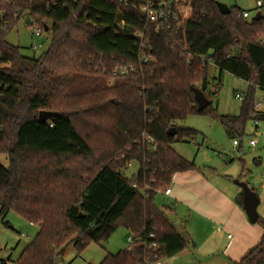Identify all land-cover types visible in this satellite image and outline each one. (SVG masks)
<instances>
[{
    "label": "trees",
    "instance_id": "16d2710c",
    "mask_svg": "<svg viewBox=\"0 0 264 264\" xmlns=\"http://www.w3.org/2000/svg\"><path fill=\"white\" fill-rule=\"evenodd\" d=\"M218 1L185 0L188 18L157 34L119 0H0V154L8 159L0 163V224L13 211L38 226L15 264H55L61 248L80 253L117 226L139 244L99 264H155L193 246L185 223L179 232L168 217L174 207L155 204L176 173L195 170L171 144L196 131L176 122L207 115L241 136L247 120L264 121L254 109L255 91H264V19H243L237 7L222 15ZM25 15L51 35L38 58L6 41ZM135 31L144 32L147 65L138 61ZM207 60L218 81L227 72L248 83L237 116L217 114L210 101L197 111L193 89L211 84ZM128 63L133 74L112 76ZM40 112L53 115L40 121ZM128 164L137 167L131 178L122 174ZM241 198L240 191V207ZM261 225L257 245L232 264H264Z\"/></svg>",
    "mask_w": 264,
    "mask_h": 264
},
{
    "label": "rangeland",
    "instance_id": "374dc122",
    "mask_svg": "<svg viewBox=\"0 0 264 264\" xmlns=\"http://www.w3.org/2000/svg\"><path fill=\"white\" fill-rule=\"evenodd\" d=\"M219 1L225 3L229 8L252 10L256 0ZM35 29L31 25L30 17L25 15L7 33L6 41L12 46L19 47L23 56L38 58L48 49L51 35L42 32L41 36H35ZM34 45H36L35 49ZM207 64V74L211 84L204 95L210 101V107L215 109L219 115L237 116L245 98L248 83L227 72H223L218 81L219 72L214 67L212 60H207ZM214 84L215 92L212 94L211 90ZM200 87L201 85L197 84V88ZM235 93L241 94L242 98H235ZM263 98L264 91L257 89L254 94V103L261 102ZM257 111L264 114V102L261 103ZM255 121L253 119L246 121L241 136L228 135L217 120L207 115H189L184 120L176 122L180 128L196 131V135L187 141L173 142L171 147L184 159L193 161L195 166L193 172L203 177V181L210 188H216V191L222 193H231V191L240 190L234 181L246 182L250 188L254 189L259 199L257 212L260 220L251 224L244 215L246 225L241 231V228L234 230L224 225L225 221L211 220L210 218L211 225L207 227L206 231H210L212 234V241L209 243L215 242L218 247L213 256H217L219 260L220 256L228 249L231 238L235 239V236L239 234L246 236L248 229L262 230L261 219H264V121L257 120V124ZM250 140L254 141L253 146L249 145ZM233 141H236L237 145H234ZM0 163L5 167L8 165L6 155L0 154ZM136 171L137 167L130 165L122 170V174L126 178H131ZM174 182L175 179L172 178L171 188L174 186ZM155 204L160 208L172 205L174 211L168 214L170 221L179 232L182 231L185 223V230L195 244L194 247L189 246L179 254L164 259L162 262L165 264H206L203 260V253H205L204 247L207 246V242L202 240L203 230L198 231L200 217L197 215L199 212L196 207L175 199L173 195L165 196L161 193L156 195ZM223 214L220 212L216 214V217ZM4 221L7 224H0V260H9L6 264H15V260L23 248L34 238L38 226L26 221L13 211L7 214ZM128 236L130 234L124 227L117 226L106 242L89 243L80 253H77L72 244H69L64 252L56 258L55 264H99L107 254H116L118 251L126 249ZM214 260L211 264L216 263Z\"/></svg>",
    "mask_w": 264,
    "mask_h": 264
},
{
    "label": "crops",
    "instance_id": "0c3cea01",
    "mask_svg": "<svg viewBox=\"0 0 264 264\" xmlns=\"http://www.w3.org/2000/svg\"><path fill=\"white\" fill-rule=\"evenodd\" d=\"M172 178L175 179V182L174 186L169 188L170 194L168 196L173 195L177 200L188 203V205L192 204L199 212V214H197L200 217L198 231L201 232L203 230L202 240L203 242H207V246L204 247L205 253H203V260L206 264H211L213 259L216 261L215 264H232L233 262L239 261L251 248L257 245L261 238L262 230L248 229L247 233V230L245 231L246 236L239 234L235 236V239L231 238L229 240L230 245L228 249L225 250V253L220 256V260L217 256H213V253L217 252L216 248L218 247H216L215 242L209 243V241H212V234L210 231H206V229L211 225L209 221L210 218L211 220L225 221L224 225L234 230L241 228V231L245 228V213L242 207L236 202L241 190H234L233 192L231 191V193L218 192L216 188H210V186L203 181V177L193 171L176 173ZM252 190L254 191V189ZM220 212L224 214L220 217H216V214ZM227 237H229V235H227ZM194 245L195 244H193V247Z\"/></svg>",
    "mask_w": 264,
    "mask_h": 264
},
{
    "label": "built area",
    "instance_id": "2783aa9c",
    "mask_svg": "<svg viewBox=\"0 0 264 264\" xmlns=\"http://www.w3.org/2000/svg\"><path fill=\"white\" fill-rule=\"evenodd\" d=\"M124 5H131L133 8L137 9L139 15L146 20L147 23L153 26L154 32L157 34H169L173 30V25H176L175 28H179L181 22L186 20L190 15V7L185 0H119ZM259 13V19H264V0H256L255 6L252 10L240 9L238 16L243 19H253V17ZM35 36H41L40 29L36 28L34 30ZM144 32L135 31L133 36L139 42V48L143 50L142 54L138 56V61L141 65H147L149 62H152L153 58L150 53L144 52L148 49L147 45H144L143 41ZM263 42V41H262ZM36 48V45L33 46ZM136 71V64L128 63L124 65H118L114 68L112 72L113 77H121L127 74H133ZM214 87V85H213ZM214 94V88L211 90ZM235 98L241 99V94L235 93ZM264 102V98L261 102L254 104V109L258 110L261 103ZM255 124L257 122L255 121ZM147 141L151 144L152 139L147 138ZM234 145H237L236 141H233ZM249 145L253 146L254 141L250 140ZM151 149H155V146L151 144L149 146ZM132 164H128L130 166ZM163 194L168 196L170 194V189H166ZM152 236V235H150ZM128 247L133 248L139 243L137 240L132 239V237L127 238ZM151 248H155L156 244L152 243ZM155 264H165L161 260H158Z\"/></svg>",
    "mask_w": 264,
    "mask_h": 264
},
{
    "label": "water",
    "instance_id": "95a60500",
    "mask_svg": "<svg viewBox=\"0 0 264 264\" xmlns=\"http://www.w3.org/2000/svg\"><path fill=\"white\" fill-rule=\"evenodd\" d=\"M217 8L222 15H228L230 14L231 10L230 8L225 4L220 1L216 3ZM260 17V14L257 13L254 17L253 20H258ZM47 30V28H45ZM194 99L196 102L197 106V111H202L209 105V100L205 97L204 93L199 89V88H194ZM53 114L49 112H40L39 113V120L40 121H46L48 118H50ZM234 184L238 186L242 192V209L246 215V218L249 223L254 224L257 222L259 215L257 212V207L259 205V199L253 191L249 184L246 182H239V181H234ZM65 250V247L61 248L60 253H63Z\"/></svg>",
    "mask_w": 264,
    "mask_h": 264
}]
</instances>
